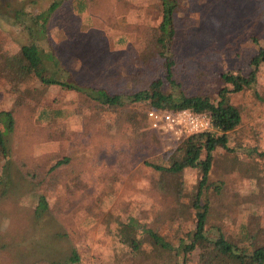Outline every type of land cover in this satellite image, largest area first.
Here are the masks:
<instances>
[{"label":"rangeland","instance_id":"obj_1","mask_svg":"<svg viewBox=\"0 0 264 264\" xmlns=\"http://www.w3.org/2000/svg\"><path fill=\"white\" fill-rule=\"evenodd\" d=\"M50 2L39 0L38 5L45 8ZM6 3L0 0V8L5 9ZM159 3L160 0H88V7L82 14L69 11L70 7L61 10L51 26L59 57L78 79L88 84L112 90L121 83L131 87L129 74L135 68L127 69V50L140 42L150 26L158 25L162 18ZM183 14L180 10L175 18L179 45L186 42L188 31ZM191 16L189 26L194 34L201 37L202 30L210 29L216 30V35L211 42V52L206 56L212 62L207 77L202 79L201 75L191 77L182 73L184 87L189 91L208 88L217 94L223 85L219 75L230 69L248 74L253 56L264 47V0H195ZM25 40L20 28L12 21L2 19L0 60L16 51ZM205 41L202 48L211 44L206 38ZM130 56L134 60L138 58V49L133 48ZM100 60L109 63L111 71L105 70L102 75ZM155 63L159 65V61ZM39 84L36 89L42 94L41 101L28 103L21 113L23 121L13 133L16 157L47 166L52 155L65 152L73 156L72 166L82 169L81 175H87V185L84 191H78L82 199L58 222L56 227L60 229V237L47 219H31L28 213L20 211L21 204H30L28 195L15 194L14 200L9 198L1 202L6 213L0 217L1 231L14 234L21 226L15 238L20 246L16 248L17 254L20 253L21 258L16 257L13 264H50L41 261L39 256H49L50 251L56 259H63L71 252L73 244L80 250L85 264H156L157 261L158 264H170L169 251L163 250L162 254L148 244L135 254L119 236L105 228L104 219L110 212L118 220L131 217L138 227H142V221L158 217L153 224L169 239L176 229L187 230L195 226L192 213L169 221L165 212L172 208L178 191V177L167 175V190L159 191L153 188V180L158 176L145 164V160L158 161L161 154L178 144L182 137L158 130L156 144L151 143L150 135H146L145 141L138 145L142 137L135 136L138 134L133 132L125 114L101 112L90 105L86 95L75 90L58 85L45 88L41 82ZM256 90L262 98L255 94ZM16 97L4 93L0 110H11ZM233 102L243 113V124L231 132V145L238 150L230 152L218 148L214 153L212 172L213 179L223 178L227 183L226 201L230 206L212 221L220 224L226 233L237 235L242 222L252 211L260 215L264 227V164L260 157H251L244 149L256 146L264 150V64L253 89L234 93ZM46 106L66 109V114L53 120L40 119L38 113ZM1 126H5V121ZM3 161L0 154V168ZM71 179L76 178L71 176L68 181ZM199 179L198 169H186L183 180L187 192L197 193ZM46 194L53 204L56 193ZM26 210H29L28 206ZM111 227L114 229L117 225L112 222ZM187 264H200L199 250L190 254Z\"/></svg>","mask_w":264,"mask_h":264},{"label":"trees","instance_id":"obj_2","mask_svg":"<svg viewBox=\"0 0 264 264\" xmlns=\"http://www.w3.org/2000/svg\"><path fill=\"white\" fill-rule=\"evenodd\" d=\"M5 2V9L0 8V21H12L24 33L26 40L16 51L0 60V99L6 92L17 96L11 110H0V154L4 158L0 168V217L6 214L1 206L2 201L9 198L14 200L15 194L28 195L30 204H21L20 211L28 213L31 219H47L46 222L58 231L56 235L60 237V229L56 227L58 222L82 199L78 191L86 189L87 175H81L82 169L72 166L75 162L72 155L65 152L52 155L49 165L43 166L41 162L19 159L15 153L13 133L23 121L21 113L29 102L41 101L42 94L36 86L40 82L45 88L58 85L86 95L90 105L101 112L125 114L133 132L138 134L135 136L142 137L138 145L145 141L146 135H150L153 139L151 143L156 144L155 136L160 130L150 126L147 118L150 109H189L210 116L211 126L208 129L183 136L178 144L165 150L158 161L145 160V164L151 166L158 176L153 180V188L166 192V176L178 177V191L172 208L168 212L165 210L169 215L168 220L175 221L185 213H192L195 226L187 230L178 228L169 239L153 224L158 217L148 222L141 220L142 227H138L133 218L118 220L109 212L104 225L110 233L119 236L135 254L141 252L145 244L161 253L165 252L163 250L169 251L170 264H187L190 254L195 250H199L200 264H264V227L256 211H252L248 219L242 222L237 235L226 233L220 224L212 221L230 206L226 201L229 191L227 183L223 178H212L214 153L221 147L230 152L238 150L231 145V132L243 124V113L233 102V94L253 89L257 83L264 64V47L253 56L248 74L235 69L222 72L219 79L223 85L217 94L208 88L189 91L184 87L181 75L187 73L191 77H207L212 62L206 56L211 52L216 30H202L201 37L194 34L189 24L192 23L195 0H160V22L156 27L150 26L140 42L127 50V69L135 68L129 74L132 86L121 83L112 90L78 79L59 57L53 43L51 26L56 14L69 7V11L82 14L88 7V0H51L45 8L39 7V0ZM180 10L184 11L182 18L188 31L186 42L179 45L175 18ZM205 38L212 43L202 48V43L206 44ZM133 48L139 52L135 60L130 56ZM155 61H159L158 66ZM99 62L102 75L105 70L111 71L109 63L105 60ZM255 94L262 98L258 90ZM38 114L40 119L53 120L65 115L66 109L46 106ZM3 121L5 126L2 127ZM244 149L251 157H260L264 164V150L256 146ZM188 168L200 171L196 194L187 192L185 188L183 176ZM71 176L76 178L71 179L73 182L68 181ZM47 192L56 193L53 204ZM27 206L29 210H26ZM112 222L117 225L114 229L111 227ZM19 230L21 226H18L16 233L8 234L0 229V264H13L16 257L21 258L16 250L20 246L15 241ZM49 253V256L40 255V260L50 264H85L80 250L74 244L63 259H56Z\"/></svg>","mask_w":264,"mask_h":264},{"label":"built area","instance_id":"obj_3","mask_svg":"<svg viewBox=\"0 0 264 264\" xmlns=\"http://www.w3.org/2000/svg\"><path fill=\"white\" fill-rule=\"evenodd\" d=\"M147 118L151 128L171 132L178 138L208 129L211 126L208 114L194 113L189 109H150Z\"/></svg>","mask_w":264,"mask_h":264}]
</instances>
